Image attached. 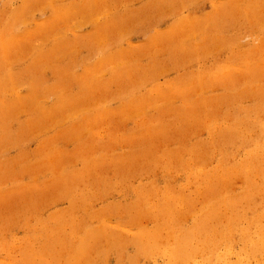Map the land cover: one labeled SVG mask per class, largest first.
<instances>
[{"label":"rangeland","instance_id":"1","mask_svg":"<svg viewBox=\"0 0 264 264\" xmlns=\"http://www.w3.org/2000/svg\"><path fill=\"white\" fill-rule=\"evenodd\" d=\"M89 1L0 0V264H264L246 243L264 228L262 195L203 205L196 189L229 169L238 198L264 185V96L251 91L264 0L249 16L245 0ZM164 191L192 205H159Z\"/></svg>","mask_w":264,"mask_h":264},{"label":"bare ground","instance_id":"2","mask_svg":"<svg viewBox=\"0 0 264 264\" xmlns=\"http://www.w3.org/2000/svg\"><path fill=\"white\" fill-rule=\"evenodd\" d=\"M98 1H100V0H95V3H97ZM245 1H246L245 9L248 10V12L246 13L248 16L251 14V12H256L257 11L258 6H257V8H255L254 10H252V8L255 6L257 0H245ZM90 2L92 3L93 0H90L89 3ZM53 3H54V0H53L52 4ZM75 8H77V6H75ZM18 12L19 11H17V10L14 11V15H13L14 18L17 17ZM260 18H262V15H261ZM183 23L184 22L178 24V28L180 27V25H182L184 27ZM195 28H196L195 26H191L192 31H194ZM189 33H191V31ZM256 67L257 68L251 70V72H252L253 77L258 78V74H260V70H259L260 67H258V66H256ZM247 70H249V68ZM223 72L224 73H221V76H222V79L223 80L224 79L232 80L236 76V73H232L231 68L226 69V70H223ZM205 83H206L205 79L204 80H201L199 82L198 86L201 88V87H203V85H205ZM257 89L260 92L258 95L264 96V86L261 87V88H252L251 91L252 90H253V92L254 91H257ZM257 110L260 112V109H257ZM262 130L264 131V127L263 126H262ZM235 131H237L236 126L235 127L226 128V129H221L218 132V135L220 137H223L224 139H227L229 135H235V134H233ZM261 132L262 131L260 130V133ZM259 146H261L263 148V150H264V141L262 143L260 142V145ZM258 151L262 153V151L260 149H258L255 152H250V156L247 158V163L252 164L251 167H253V169H255L257 166L261 165V162L260 163H258V162H259V160H261L263 158L259 153H257ZM201 158H204V156L198 155L196 157V160L200 161L199 159H201ZM243 165H244V163H242V165L235 170V173L236 174H238L237 172L240 171V169L242 168ZM248 166L249 165H247V167ZM256 170H257V174H259L261 172L260 171L261 170L260 168H257ZM230 171H231L230 169L227 170V174L228 175H229V172ZM191 174L193 176L194 175V172H191ZM227 174H223V178L220 181H215L216 179L213 180L211 182V184H209L208 186H206V188H204V189H202L200 187H197L196 188L197 190L200 191V194L203 196V200H204L203 205H240V203H242L244 201L247 202V203H250L252 205H257V203L254 201L255 194H261L262 197L264 198V185L259 186L255 182L248 183V188L249 189L247 190V194L248 195H247V198L246 199H243L241 197L238 198L236 195H234L233 193H231L227 189V183H228V178H229ZM210 176H211V174H204V179L205 180H208ZM247 178L251 180V177L249 175V171L246 172V179ZM191 180L190 181L192 182V184H194V186L197 185L198 184V181H199L198 180V175H196L195 178L194 179L192 178ZM225 189L228 192H225ZM168 195L169 194H167V196ZM146 202H147V195H140L139 196L138 203H136V205H145ZM159 205H192V201L189 198H187V196L185 194H183V193L177 194L175 197L170 196V197H166L165 198V191H164V193H163V200L161 201V204H159ZM262 205H264V204H262ZM259 217H261V218L263 217V219H264V209H263L262 213H260ZM230 220L233 221V219H230ZM256 221H257V219H254L253 220V222H256ZM231 223H233V222H230V224ZM195 228L198 229L197 231H199V230L204 229L205 226L204 225L195 226L194 227V230H195ZM260 233H261V235H259L258 240H256V241H250L249 238L247 239L246 243L249 244L250 245V248L252 249V252H249L248 251L249 255H254V254L257 255V254H260L262 252L264 254V228L260 231ZM151 234L152 233H145L144 235H140V237L136 238L135 240L138 243L140 241H145V238L146 237H149ZM158 235H160V232H158L157 234H153L152 235V238L148 239L149 242L150 241L152 242L153 241V238H154V241L155 240L156 241L153 242V244L154 243H157V237H158ZM193 235H194V231L193 230H188V231H185V232L181 233V236L178 237V239H177L178 247L175 248L176 250L168 249V251H169L170 254L171 253H173V254L177 253L176 259H172L174 262H180L181 263V260L182 259H180V258H182V257L185 258V256H188L189 255V251H186V249H187V247H189L190 242L193 241L191 239L193 237ZM52 236L53 235H51L50 237H48L46 240L49 241V242L50 241L52 242ZM153 236H155V237H153ZM244 236L247 237L246 236V232H244ZM66 237H67V235H64L63 237L61 236L62 241H66ZM55 239H57V237ZM87 239H91V237H88L87 236L85 240H82V242H81L82 246L87 245V243H88L87 242ZM210 239H211V235L209 237L208 236L207 237L204 236V237H201V240H197V242H200L199 244H201V242L208 241ZM54 242H55V240L52 243H54ZM149 245L150 244L145 245V246H149ZM44 246L45 247H50L51 244L48 243V244H46ZM145 246H144V248H146ZM150 249L153 250V247L150 248ZM30 250H31V253L34 251L32 249H30ZM148 250H149L148 248L145 249V251H148ZM190 251H192V250H190ZM178 253H181V254L179 255Z\"/></svg>","mask_w":264,"mask_h":264}]
</instances>
